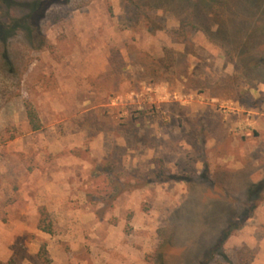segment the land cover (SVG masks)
<instances>
[{"label":"rangeland","instance_id":"rangeland-1","mask_svg":"<svg viewBox=\"0 0 264 264\" xmlns=\"http://www.w3.org/2000/svg\"><path fill=\"white\" fill-rule=\"evenodd\" d=\"M130 1H0V262L264 264V2Z\"/></svg>","mask_w":264,"mask_h":264},{"label":"trees","instance_id":"trees-1","mask_svg":"<svg viewBox=\"0 0 264 264\" xmlns=\"http://www.w3.org/2000/svg\"><path fill=\"white\" fill-rule=\"evenodd\" d=\"M0 1H3V0H0ZM4 1H6V0H4ZM159 1L161 2V4H162L161 6L163 8H167V7L173 8V6H174L173 0H159ZM178 1L181 2L180 6L178 4L175 6L174 9L178 10L181 13L182 12L185 13L183 15L184 18L182 19L183 20L182 22L185 24L198 23L197 18H196V12H198V11L204 12V14L206 16L208 14H212V13L215 16H218V15L220 16L221 15L220 12L222 10L226 9V11L228 13H231V15L233 16L239 9V2L240 1H241V3L244 4L243 9L247 13L252 12L254 6L259 8V5L264 2V0H178ZM129 2L133 3L130 0H129ZM261 11H262V14H264V8ZM229 19H230V17H229ZM210 21H211V19H209V18H207V19L202 18V21H200V24L203 25L204 29L208 30L210 27ZM224 21H226V19H223V22L220 23L221 25L218 29L219 33L221 35L225 34L224 33L225 30L224 29L222 30V28L227 25L226 23H224ZM245 22H249V20L246 19V17H245V19H242L240 21L239 25L241 26V24H244ZM240 26L238 28V31L240 30ZM17 27H21V28L28 30L30 27L29 18L25 17V18H22V20H20V21L11 20V23L0 24V40L4 43L6 41V39L9 38L13 34V31ZM256 41L250 35L249 41H247V44L255 43ZM229 42L232 43V41H229ZM253 46H254V44H253ZM241 52L245 53L246 50L241 49ZM253 57H254L253 58L254 61L257 62L256 66H259L262 63H264V56H259V57L253 56ZM24 108H25L27 122H28V125H29L31 131H33V132L39 131L41 129V122L39 120L36 109L34 108V106L30 102H25ZM261 187H262V184L261 185L256 184V185L250 186L247 189L248 197L254 198L256 196V193L259 192ZM233 227L237 228V225L235 226V225L230 224L227 229H225L224 231H222L220 233L219 237L217 238V240L215 242V245L213 246V249L210 252V258L211 259L216 254V252L221 250L222 244L230 235ZM39 228L46 233H51V231H52L51 230V223H46V221L44 219L41 220ZM0 264H9V263L0 262ZM203 264H208V262L204 261Z\"/></svg>","mask_w":264,"mask_h":264}]
</instances>
